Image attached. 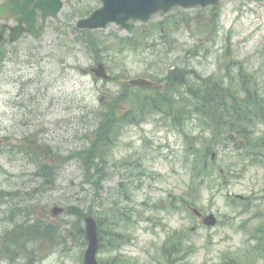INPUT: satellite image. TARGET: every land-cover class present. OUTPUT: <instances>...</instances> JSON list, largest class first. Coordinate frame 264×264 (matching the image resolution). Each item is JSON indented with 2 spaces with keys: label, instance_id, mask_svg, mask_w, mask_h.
Wrapping results in <instances>:
<instances>
[{
  "label": "rangeland",
  "instance_id": "rangeland-1",
  "mask_svg": "<svg viewBox=\"0 0 264 264\" xmlns=\"http://www.w3.org/2000/svg\"><path fill=\"white\" fill-rule=\"evenodd\" d=\"M99 4L67 1L42 36L0 45V190L19 191L37 215L71 230L59 246L45 243L36 264H84L87 242L70 227L77 217L53 214L72 205L106 217V227L118 214L124 237L103 235L118 247L100 249L101 264H264V120L254 107L245 114L247 89L264 98V0H221L213 13L185 18L181 10L156 15L133 35L115 23L78 29ZM100 62L115 80L96 78L91 68ZM181 68V80L169 83ZM136 77L161 84L135 87ZM208 85L225 100L216 114L205 105ZM235 104L244 113L232 122L227 108ZM106 120L114 129L96 191L100 177L86 181L79 154ZM23 146H41L46 159L58 154L57 188L37 190ZM15 201L0 199V238L16 225L6 216ZM189 205L217 224L204 225Z\"/></svg>",
  "mask_w": 264,
  "mask_h": 264
},
{
  "label": "trees",
  "instance_id": "trees-1",
  "mask_svg": "<svg viewBox=\"0 0 264 264\" xmlns=\"http://www.w3.org/2000/svg\"><path fill=\"white\" fill-rule=\"evenodd\" d=\"M247 93L249 94L247 95L245 100L248 108L247 111L245 110L246 117L249 116V113L254 112L253 110H251L254 107L256 115L264 120V98L260 99L254 91L249 92V90H247ZM220 95L221 94L217 96H210L209 94H207L204 98L205 105H207L214 114L217 113L216 110L220 109V104L222 103L219 101V98H222L223 102L225 103L224 98ZM239 105L236 106L235 104L227 108L228 111L230 109H233L234 114H236L237 118H240L241 113H243L242 110H239ZM222 108L225 109V107ZM223 117L224 116H220V119ZM252 118H250V121H252ZM112 120L114 121L115 119ZM112 120H109L108 124H110L111 129H114V123ZM106 122L107 120L101 125L97 124V128L94 129L97 130V133H95L94 136H89L92 144L88 147V150L85 152V154L82 151L79 154L81 157L80 162L84 167V174L88 181L92 174V171L90 170L94 168L95 173L101 175L102 169L105 164L106 153L103 150V147L106 146L107 143L109 144V141H111L112 139L111 137V139L109 138V134L112 132V130L109 127H106ZM258 144H260L261 147H264V138H262ZM40 147H38L36 151L31 147L27 149L28 147L23 146L21 147V152H24L25 148L27 149L26 152L29 153V156L32 158L30 162L34 164L33 176H35V178L37 177L40 180V185L37 190H40V192L42 193H46L49 190L58 187L56 184L59 179L58 173L61 166L58 165L55 160V157L58 156V154H56L55 156L54 154H52L53 152L49 151V157L47 156L46 159L44 158V154L40 152ZM2 149L3 146L0 143V153ZM14 193L15 192H12L11 196H13ZM17 193L20 194L19 192ZM32 193L33 192H29V194ZM65 208L67 209V213L68 211L71 212L68 214L77 215L78 221L76 222L75 227H78V231L83 236L85 234V231L82 227L84 212L76 205L66 206ZM10 211L11 213L10 215H8V217L10 220L16 223V225L11 230L5 231L2 234L3 238H0V260H5V258L15 260L18 255H23V253L29 252L32 257L27 264H33L34 261L39 257V253L44 250L41 244L43 241L53 242L54 244L58 245L61 242L60 238H65L67 233L70 231L69 229H62V232H60V227H58L55 222L47 223L43 221V219L39 218L40 215L36 214L34 206L29 205L27 203V200L25 199H21L15 202ZM17 216L24 217V220L16 221ZM103 222L104 219L100 220L99 222L100 233L102 231L101 226L103 225ZM112 233L120 234L121 232L118 233L113 230ZM113 240H109V244L115 247L117 245ZM28 243L32 246L28 245ZM109 244L107 245V247H111Z\"/></svg>",
  "mask_w": 264,
  "mask_h": 264
},
{
  "label": "water",
  "instance_id": "water-1",
  "mask_svg": "<svg viewBox=\"0 0 264 264\" xmlns=\"http://www.w3.org/2000/svg\"><path fill=\"white\" fill-rule=\"evenodd\" d=\"M31 0H25V6H28V3ZM104 6L98 9L96 13H94L91 17H87V19L79 20L78 24L81 28H99L106 27L110 21L117 22L119 24H123L125 26L126 20L130 18L139 19L145 21L149 19L153 14L157 11H162L166 13L169 8L172 6L181 5L183 7L196 6L199 7L201 5H216L219 6V0H103ZM19 10L22 9V5L20 2L15 3ZM62 4L59 3L52 14L56 15L57 11L61 8ZM21 34V30L18 33V37ZM41 31L36 32L35 35H40ZM98 77H108L107 69H105L104 64H100L98 68L93 69ZM151 83L149 80H145L142 78H136V80L132 81L134 85L147 86ZM103 90V89H102ZM62 209H57L56 213L60 212ZM197 215L200 213L195 210ZM86 220V231H87V240L89 242V246L86 250V261L85 264H98L97 262V250L99 246L98 242V230L96 220L93 219L92 216H87ZM217 222V218L215 215L210 214L204 219V223L206 225L215 224Z\"/></svg>",
  "mask_w": 264,
  "mask_h": 264
},
{
  "label": "flooded vegetation",
  "instance_id": "flooded-vegetation-1",
  "mask_svg": "<svg viewBox=\"0 0 264 264\" xmlns=\"http://www.w3.org/2000/svg\"><path fill=\"white\" fill-rule=\"evenodd\" d=\"M38 1L39 0H33L32 4H31V10L34 11V15L36 16V26H39V25H41V23L45 22V15L43 14L44 12L42 10H40L38 7H36ZM51 1L52 0H41V2L44 3L45 6H46L45 11H48V13H50V11H52V9L54 7V4H55V1H53L52 6L50 7ZM67 1L75 3L78 0H75V1L67 0ZM67 1L66 0H62V2H63V8L61 9L62 11L66 7ZM7 5H8L9 8L12 7L11 4L7 3ZM216 9L217 8L212 7V6L201 7V8H190V9H185V8H182V7L178 6V7L173 8L172 11H170L168 14L173 13V11L175 13H177V12H179V10H181L182 13H180L178 16H181V17L185 18V15L189 17V15H187L186 13L202 14L205 11H210L211 13H213V11H215ZM156 15L161 16V17L165 16V15H161V14H156ZM2 16L4 17V20L2 21V24L0 26V32L3 33V37L1 38L2 39L1 41H3V43H4V42L7 41V39L10 40L9 39V34L11 32V28L18 23V20L9 11L4 13ZM154 17H156V16H154ZM58 18H59L58 16L57 17H53V16L52 17H47V19H46V28H49L50 26H52L53 22L54 21L56 22L58 20ZM129 22H130V24H132V31L130 32V33H132L131 35L134 34V30L135 29H137L138 27H141V25L145 24L143 22H138V21H135V20H133V21L130 20ZM55 27L57 29L58 26L55 25ZM13 29H15V27ZM25 35H28V34H25ZM25 35H23V36H25ZM0 45H2V44H0ZM176 70H175V73L185 74L187 72V70L184 69V68H181L180 72H178ZM154 85H155V83H154ZM154 85H152V86H154ZM159 86L157 85V86H155V88H159Z\"/></svg>",
  "mask_w": 264,
  "mask_h": 264
}]
</instances>
